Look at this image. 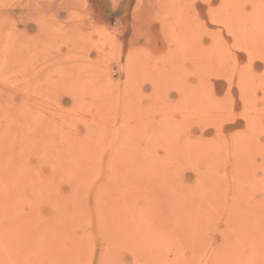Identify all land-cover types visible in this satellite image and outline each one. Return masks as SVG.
I'll return each instance as SVG.
<instances>
[{"label": "rangeland", "instance_id": "374dc122", "mask_svg": "<svg viewBox=\"0 0 264 264\" xmlns=\"http://www.w3.org/2000/svg\"><path fill=\"white\" fill-rule=\"evenodd\" d=\"M167 8L0 0V264H264V0Z\"/></svg>", "mask_w": 264, "mask_h": 264}, {"label": "bare ground", "instance_id": "6f19581e", "mask_svg": "<svg viewBox=\"0 0 264 264\" xmlns=\"http://www.w3.org/2000/svg\"><path fill=\"white\" fill-rule=\"evenodd\" d=\"M158 1V0H157ZM209 1V0H208ZM174 2V0H164V5H168V8H170V6H171V3H173ZM185 3V2H184ZM188 4V3H187ZM208 6V5H207ZM165 8V7H164ZM168 8L166 9V13H167V15L170 13V12H168ZM199 8H201V10H202V5H201V3L200 2H198L197 4H196V8H195V10H197V9H199ZM162 10H165V9H163L162 8ZM200 10V9H199ZM165 13V14H166ZM174 13V12H173ZM180 13V12H179ZM182 13H185V12H182ZM192 13V12H191ZM178 14V13H177ZM181 14V13H180ZM172 16V15H171ZM167 17V16H166ZM174 18H179L178 16H173ZM172 17V19L174 20V18ZM181 17V16H180ZM183 17H184V15H183ZM183 17H181L183 20H184V18ZM162 18H164V17H162ZM165 19V18H164ZM166 20V19H165ZM182 20V21H183ZM181 21V20H180ZM174 22V21H173ZM185 22L186 21H184V25H185ZM168 23V22H167ZM166 24V23H165ZM169 24V23H168ZM179 24V23H178ZM173 35V34H172ZM185 47V46H184ZM188 47V46H187ZM136 55V54H135ZM142 56V55H141ZM166 63V62H165Z\"/></svg>", "mask_w": 264, "mask_h": 264}]
</instances>
